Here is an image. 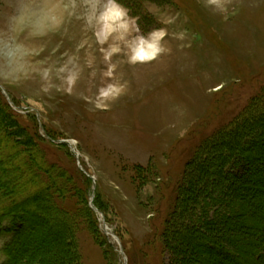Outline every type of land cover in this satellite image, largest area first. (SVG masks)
Here are the masks:
<instances>
[{"label":"rangeland","instance_id":"1","mask_svg":"<svg viewBox=\"0 0 264 264\" xmlns=\"http://www.w3.org/2000/svg\"><path fill=\"white\" fill-rule=\"evenodd\" d=\"M118 2L140 32L125 40L114 34L101 43L89 22L91 0H0V118L44 170L33 183L26 180L30 170L22 168L17 179L3 185H20L17 192L0 191V204L46 185L50 193L63 188L64 196L52 195L56 217L41 207L44 199L24 205L25 216L38 220L25 223V231L33 232L27 242L43 251L40 258L46 259L43 249L53 246L56 256L62 253L70 220L75 224L70 248L79 264H190L184 261L187 241L166 238V218L179 187L200 183L197 171L184 179L186 164L212 161L208 154L219 145L217 132L243 119L264 94V0ZM45 10L58 12L53 23L45 20ZM153 30L165 32L164 51L151 61L130 62L133 38ZM54 33H63L58 42ZM113 47L119 51L112 52ZM112 69L126 80L120 88L132 83L133 90L100 104L110 91L95 89L90 77ZM246 118L256 140L264 141V130L258 128L264 108ZM212 137L210 153L194 157ZM229 145L236 149L239 142ZM249 145L240 142L243 148ZM15 151L0 139V165L8 167L0 175L22 165L24 158ZM242 184L250 186L252 180L216 186L230 190ZM92 192L106 213L99 209L104 218L95 213L99 225L85 207ZM259 197L264 207V196ZM61 208L71 219L62 217ZM173 222L180 225L177 217ZM104 226L109 235L103 234Z\"/></svg>","mask_w":264,"mask_h":264},{"label":"trees","instance_id":"2","mask_svg":"<svg viewBox=\"0 0 264 264\" xmlns=\"http://www.w3.org/2000/svg\"><path fill=\"white\" fill-rule=\"evenodd\" d=\"M262 108H264V94L251 104L245 114L241 115L243 119L217 132V139H220L219 145L215 149L213 147L211 153L208 150L210 146L207 145L214 140L213 137L199 147L197 154H193L194 157H198L208 150L210 153L208 155L213 158L212 161L203 163L201 160H191L186 164L184 179L191 177L193 171H197L200 172V183L197 186L179 187L176 202L166 218L168 224L165 226L166 238L170 241L175 238L187 241L189 245L187 256L184 254L183 244H178L180 253L185 255V262L189 261L190 264H264V207H261L262 202L259 199L260 195L264 196V155L260 152V148L264 147V141L256 140L255 127L246 118L250 113ZM1 120L0 118V139L6 142L7 148H15V154L24 158L22 165L11 167L8 174L0 175V191L5 190L6 194L13 195L20 185L14 183L3 185L11 179H17L22 173V168L30 170L26 180L32 179L33 183L38 181L37 172L42 173L44 170L40 166L41 163L38 165L36 159L30 157L28 148L27 151L21 149L22 144L15 137L10 125ZM258 128L260 132L264 130V120ZM230 140L239 142V146L231 150ZM240 142L244 145L255 143L253 144L255 148L252 147L253 150H251L250 145L243 148ZM7 168V165L2 163L0 172L6 171ZM242 178L248 179V183L252 180V184L250 186L242 184L239 189L230 190L216 186L223 181ZM208 182L211 185L206 188L204 184ZM62 189L56 188L54 193H50L49 186L46 185L40 191L0 204V242H2L0 252L3 257H6L4 264H15V257L18 264H79L74 249L70 248L72 240L70 231L75 225L70 220L65 223L66 234L63 235V239L61 238V242L66 241V245L58 256L55 255L56 246H53L54 248L49 246L50 248L43 249L48 257L40 258L38 255L41 256L43 251H36L35 247H30L31 245L27 242L33 232L25 231V223L34 224L38 220L25 216L27 213L25 206L36 203L37 198L44 199V205L42 202H38L37 205L42 204L41 207L46 208L56 217V212L52 210V195L58 193V197L64 196ZM94 205L106 215L95 200ZM85 207L95 217V212L87 206L86 200ZM60 212L65 220L71 219L64 209L61 208ZM247 213L254 216L250 218ZM175 217L179 219L180 225L173 222ZM95 224L99 225L96 217ZM50 240L52 244L53 241ZM191 241L193 242L190 243ZM26 249L27 252L24 253ZM113 259L116 262L115 252Z\"/></svg>","mask_w":264,"mask_h":264},{"label":"clouds","instance_id":"3","mask_svg":"<svg viewBox=\"0 0 264 264\" xmlns=\"http://www.w3.org/2000/svg\"><path fill=\"white\" fill-rule=\"evenodd\" d=\"M91 3L89 22L96 27L101 43L114 34L119 40H125L133 32H140L136 20L129 16L128 10L118 0H91ZM164 36L165 32L162 30H153L147 36L136 35L130 44V62L154 60L164 51L161 44ZM117 51L119 48H112V52ZM0 246H2V242H0ZM5 259L6 257H0V264H4Z\"/></svg>","mask_w":264,"mask_h":264},{"label":"bare ground","instance_id":"4","mask_svg":"<svg viewBox=\"0 0 264 264\" xmlns=\"http://www.w3.org/2000/svg\"><path fill=\"white\" fill-rule=\"evenodd\" d=\"M46 11V15H45V20L47 21V22H50L51 21V23H53V16L55 17L56 15H57V13H56V10H49V11H47V10H45ZM60 12V11H59ZM62 12V11H61ZM63 13V12H62ZM63 16H66L65 14H63ZM56 19V18H55ZM60 19V18H59ZM60 21V20H59ZM58 23V22H57ZM56 24V23H55ZM63 34V33H62ZM61 33H54L53 34V36H51L52 38H53V41H57L58 42V40L60 39V37H61V35H62ZM39 36V35H38ZM37 44H39L40 42H41V39L40 38H38V40H37ZM36 44V43H35ZM73 44H75L73 41H72V43H70V47L71 46H74ZM104 66H103V64L101 65V68H103ZM97 68V67H96ZM85 71V70H84ZM96 74H97V76H96V78H95V74L94 75H92V77H90V79H92L93 80V82H94V88L95 89H102V91H110V93H109V95L106 97V98H104V99H99L100 101H98V102H101L100 104H105V105H107L109 102H110V104H111V101L113 100V99H111V101H110V97H112L111 95L113 94V95H117V97L118 98H121V97H124V96H126V94H127V90H129V91H132L133 90V84L132 83H129L128 84V86H127V88H124V90L122 89V88H120V86L122 85V84H124V82L126 81V80H124V78L123 77H121L120 76V74L118 73V72H116L114 69H112V71L108 74V75H106L105 74V72H96ZM74 86H77L76 84L74 85ZM78 88V87H77ZM83 93V92H82ZM78 94V93H77ZM84 94V93H83ZM75 95H76V93H75ZM77 96V95H76ZM73 97V96H72ZM104 97V96H103ZM102 98V97H101ZM114 99H116V98H114ZM89 103V102H88ZM99 105V104H98ZM88 114V113H87Z\"/></svg>","mask_w":264,"mask_h":264}]
</instances>
